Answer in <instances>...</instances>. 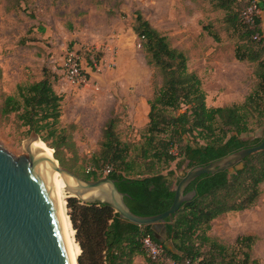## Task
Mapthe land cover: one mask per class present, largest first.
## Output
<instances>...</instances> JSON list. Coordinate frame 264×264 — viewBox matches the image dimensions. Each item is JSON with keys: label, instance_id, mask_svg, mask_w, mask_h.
Returning a JSON list of instances; mask_svg holds the SVG:
<instances>
[{"label": "trees", "instance_id": "trees-1", "mask_svg": "<svg viewBox=\"0 0 264 264\" xmlns=\"http://www.w3.org/2000/svg\"><path fill=\"white\" fill-rule=\"evenodd\" d=\"M211 1L226 12L225 23L240 32L242 44L235 50V59L256 63L258 83L241 105L207 107L201 80L188 70L184 53L173 48L140 12H135L132 30L141 42L148 65L157 70L162 80L161 88L149 102L143 142L136 148L137 160L142 163L131 158L130 145L119 140L115 119H109L99 152L91 159L93 170L82 179L114 180L125 203L137 216H156L172 205L175 192L169 178L174 172L169 168L176 160V169L190 171L262 141V137L252 141L241 137L249 132L252 120L264 119V33L261 16L251 11L262 0ZM233 4H239L242 10L234 14ZM61 102L49 78L44 77L17 86L15 95L5 97L2 113L15 114L28 132L38 135L54 150V157L62 166L58 144L52 140L61 117ZM197 138L202 142H197ZM162 169L168 171L166 175ZM263 183L264 150L246 157L232 170L198 177L184 192L195 191L193 200L183 203L171 221L166 220V238L155 234L150 226L120 219L107 204H82L76 198H68L67 216L81 251L78 264H132L138 256L144 257L147 264H257L250 255L253 236L240 237L231 247L210 237L208 232L215 219L252 208ZM147 237L160 248L155 257L144 247Z\"/></svg>", "mask_w": 264, "mask_h": 264}, {"label": "rangeland", "instance_id": "rangeland-1", "mask_svg": "<svg viewBox=\"0 0 264 264\" xmlns=\"http://www.w3.org/2000/svg\"><path fill=\"white\" fill-rule=\"evenodd\" d=\"M260 2L256 13L261 16L264 33V0ZM241 10L239 4L232 5L234 14ZM135 12L184 53L188 70L201 80L207 107L241 105L257 85L256 63L235 59V50L242 44L240 32L225 23L226 12L211 0H0L1 149L15 157L22 155L23 142L31 134L15 114L2 113L5 97L15 95L19 85L47 77L62 98L61 117L52 139L58 144L62 167L80 178L93 170L91 159L99 152L109 119H115L119 140L130 145L131 158L142 163L137 160L136 148L143 142L149 102L162 80L148 65L132 30ZM92 49L99 56V69L86 83L69 82L64 72L66 54L77 51L84 58L86 50ZM263 134L264 119H256L241 137L252 141ZM177 162L169 168L174 172L169 178L173 188L189 172L176 169ZM162 171L164 175L168 172ZM260 190L252 208L215 219L208 234L231 247L238 238L253 236L251 259L264 264V183ZM58 193L67 215L69 194L60 184ZM132 264L147 263L138 256Z\"/></svg>", "mask_w": 264, "mask_h": 264}, {"label": "water", "instance_id": "water-1", "mask_svg": "<svg viewBox=\"0 0 264 264\" xmlns=\"http://www.w3.org/2000/svg\"><path fill=\"white\" fill-rule=\"evenodd\" d=\"M37 140L41 141L31 133L23 142L24 153L17 157L0 148V264H73L53 194L55 174L63 180L68 198H76L82 204H107L120 219L137 226H150L151 231L166 238V220L171 221L181 205L191 202L196 195L195 191L184 193L193 181L205 174L232 170L246 157L264 150L263 134L257 146L190 170L175 185L173 203L165 212L141 217L131 212L114 180H83L62 167L54 151L49 157L38 148Z\"/></svg>", "mask_w": 264, "mask_h": 264}, {"label": "built area", "instance_id": "built-area-1", "mask_svg": "<svg viewBox=\"0 0 264 264\" xmlns=\"http://www.w3.org/2000/svg\"><path fill=\"white\" fill-rule=\"evenodd\" d=\"M257 7H253L251 11H256ZM250 11V12H251ZM86 57H82L79 52H68L64 59V72L66 79L74 84L86 83V78L100 67L99 56L92 50H86ZM144 247L148 254L155 257L160 252V248L154 245L147 237L144 239Z\"/></svg>", "mask_w": 264, "mask_h": 264}, {"label": "bare ground", "instance_id": "bare-ground-1", "mask_svg": "<svg viewBox=\"0 0 264 264\" xmlns=\"http://www.w3.org/2000/svg\"><path fill=\"white\" fill-rule=\"evenodd\" d=\"M38 142H36V146L38 148H41L42 150L46 151L48 156L51 157L52 156V152L53 150L49 149L44 142L37 140ZM58 184H60V186L62 187V189H64V183L63 180L57 175H54V179H53V194H54V198L56 201V205H57V209L61 218V223H62V229H63V234H64V239H65V244L67 247V251L69 253V256L73 262V264H76V259L77 256L80 253V249L79 246L77 245V243L74 240V230L71 227V224L67 218V215L64 212V208L60 202V197L58 196Z\"/></svg>", "mask_w": 264, "mask_h": 264}]
</instances>
